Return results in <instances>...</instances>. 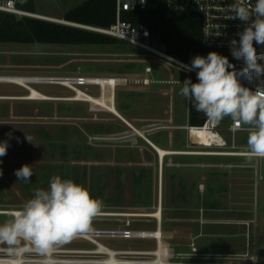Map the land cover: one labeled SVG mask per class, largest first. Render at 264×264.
I'll return each mask as SVG.
<instances>
[{
	"label": "rangeland",
	"instance_id": "rangeland-1",
	"mask_svg": "<svg viewBox=\"0 0 264 264\" xmlns=\"http://www.w3.org/2000/svg\"><path fill=\"white\" fill-rule=\"evenodd\" d=\"M26 3L28 0H19ZM37 14L63 20L87 0H34ZM48 20V19H45ZM56 20V21H57ZM52 21V20H50ZM55 21V20H54ZM148 57L126 42L118 45H61L0 43V76L39 79L30 84L44 94L72 98L76 91L47 78L114 77L126 79L116 93L120 111L135 127L126 125L104 107L74 100H23L30 91L14 83H0V211H12L47 188L53 175L74 180L105 202L102 213L139 214L162 209V231L177 255L197 248V257L175 261H264V159L245 156L248 133L238 132L233 149L225 118L215 128L228 145L211 147L194 140L189 127L191 102L179 90L196 73L148 63ZM149 64L157 81L138 82ZM47 82V83H46ZM100 96L96 86H75ZM9 97V98H8ZM185 127V128H184ZM208 127V126H207ZM170 151L200 154L167 155L163 171L156 150L137 131ZM11 133V136L8 134ZM31 137V142L26 139ZM31 166L29 181L15 172ZM9 218L0 213V222ZM154 231L156 218L99 216L94 229L124 227ZM114 250H154L148 239H107ZM82 241L70 247H83Z\"/></svg>",
	"mask_w": 264,
	"mask_h": 264
},
{
	"label": "clouds",
	"instance_id": "clouds-1",
	"mask_svg": "<svg viewBox=\"0 0 264 264\" xmlns=\"http://www.w3.org/2000/svg\"><path fill=\"white\" fill-rule=\"evenodd\" d=\"M230 10L231 19L245 24L243 31L237 33L239 41H230L232 56L242 60L244 66L237 72L226 56L215 51L206 57L197 55L189 65H180L187 72L195 71L197 82L186 78L179 94L192 102L210 124L219 125L230 118L235 128L245 127V157L251 162L264 158V86L258 85L253 91L240 78L252 82L264 76V65L258 62L264 60V52L257 53L254 47V42L264 45V0H234ZM26 139L31 142V137ZM7 148V141L0 142V157L7 154ZM15 175L18 180L29 181L33 170L24 165ZM105 207V202L93 197L85 186L53 175L46 189H34L30 199L0 222V264H25L32 255L52 258L57 248L90 234ZM105 264H112L111 258Z\"/></svg>",
	"mask_w": 264,
	"mask_h": 264
},
{
	"label": "built area",
	"instance_id": "built-area-1",
	"mask_svg": "<svg viewBox=\"0 0 264 264\" xmlns=\"http://www.w3.org/2000/svg\"><path fill=\"white\" fill-rule=\"evenodd\" d=\"M18 0H0V11L16 14L19 16H33L34 14L26 13L17 7ZM117 2V16L116 22L109 27H98L88 25L73 24L76 27L87 29L93 32L101 33L117 40L126 42L137 47L144 52V56L148 57V63L161 64L167 68L173 67L184 70L180 67L181 64L189 65L183 60L170 55L167 48L160 42L159 36H154L148 25L144 23L133 24L121 19L122 12L127 11H147L156 8L160 2L165 3L169 8L175 11H193L201 15L202 22V43L206 48L210 49H224L230 50V41L236 39L239 41L238 32L243 31L245 24L238 19H231L233 13L230 6L234 0H116ZM254 2V0H253ZM219 33V34H218ZM254 47L257 53L264 52V45H258L254 42ZM232 62L235 70L239 72L244 63L242 60H236L231 54ZM264 65V60L258 61ZM232 70V69H230ZM146 73L152 72L150 66L145 68ZM185 71V70H184ZM195 72V71H193ZM196 73V72H195ZM59 78H47L48 81L56 82ZM68 81V87L73 86H96L97 84L89 82L86 77H63ZM241 83L245 87L251 88L253 91L256 87L264 86V76L248 82L243 77L240 78ZM148 82V80H145ZM127 83L126 79H119L117 85ZM63 85V84H61ZM209 124L206 121L203 127ZM217 125L211 124V128L216 135L220 136L221 145L213 143L211 147H225L228 145L227 140L222 137L218 131L215 130ZM201 127L189 126L187 127L189 133L194 129ZM229 132L232 135L233 149L237 148L235 140L238 132H247L245 127L237 129L233 124L229 127ZM230 156H245V152H229ZM264 159V158H257ZM159 209V208H158ZM157 209V210H158ZM111 217V216H110ZM119 217V216H117ZM122 217V216H121ZM130 218V217H128ZM161 220L157 219L156 229L153 231L135 230L131 227V221L128 220L124 227L112 229H93V231L81 238L75 239L73 242L57 248L55 255L50 259H43L39 256H28L25 264H105V260L111 258L112 264H264L257 261L256 256L250 257V262H221L216 260H191V261H175L177 257H192L196 259L198 253L195 246L192 247V252L186 255H177L171 248L170 243L166 241V236L162 233L158 238L156 235L161 231ZM107 239H148L154 240L156 247L154 250H114L107 247L103 241ZM84 242L83 247H70L69 245L75 242ZM160 241H162V246ZM162 249L160 254L158 252Z\"/></svg>",
	"mask_w": 264,
	"mask_h": 264
},
{
	"label": "trees",
	"instance_id": "trees-1",
	"mask_svg": "<svg viewBox=\"0 0 264 264\" xmlns=\"http://www.w3.org/2000/svg\"><path fill=\"white\" fill-rule=\"evenodd\" d=\"M17 7L26 13L37 14L34 0L26 3L18 0ZM116 16V0H87L69 10L62 19L72 24L106 28L116 22ZM121 19L133 24L148 25L151 33L159 36L168 53L187 64L195 56L206 57L212 51L226 56L232 62L228 50L210 49L203 45L201 15L197 12L175 11L160 2L156 8L147 11L122 12ZM121 42L73 25L0 11V43L115 46ZM188 121L190 126L195 127H203L207 121L203 113L196 111L192 102Z\"/></svg>",
	"mask_w": 264,
	"mask_h": 264
},
{
	"label": "bare ground",
	"instance_id": "bare-ground-1",
	"mask_svg": "<svg viewBox=\"0 0 264 264\" xmlns=\"http://www.w3.org/2000/svg\"><path fill=\"white\" fill-rule=\"evenodd\" d=\"M34 17L41 18V19H48V20H57L54 18L46 17L43 15L39 14H34ZM59 21V20H57ZM89 82L97 84L100 89H101V95L100 96H93L87 93L86 91L82 90L79 87H71L76 91V94L72 98H57V97H52L50 95L44 94L43 92H40L36 88L30 86V84H35V83H40L39 79H34V78H24V77H6V76H0V83H14L17 85H20L22 87L27 88L30 93L26 96L21 97L23 100H30V101H37V100H74V101H84V102H89L92 105H97V106H102L104 107L108 112L114 114L115 116L120 117L121 114L117 110L115 106V89L117 86V82L119 79L114 78V77H92L88 78ZM56 82H48V83H57V84H63V85H71L68 83V81H65V79H56ZM47 83V82H46ZM9 98V97H8ZM208 126V127H207ZM206 127H201L198 129H194L190 136L196 141H198L200 144L205 145V146H212L213 143H216L217 145H221V139L220 136L216 135V132H214L211 128V124L209 123ZM137 133L142 136L158 153L159 159H160V164H161V170L163 171V164L165 157L167 155H172V154H200V155H205L208 153H203V152H197V153H186V152H176V151H170L167 149H164L154 143L152 140L149 138L145 137L143 133L140 131L136 130ZM13 211V210H12ZM12 211H0V213L3 214H9ZM100 216H124V217H150V218H156L161 220L162 219V209L159 208L157 211L153 213H139V214H127V213H119V214H113V213H102ZM154 232V231H153ZM163 231H159L157 233V237L160 238L162 235ZM161 246H162V241H160ZM162 249L158 252H160Z\"/></svg>",
	"mask_w": 264,
	"mask_h": 264
},
{
	"label": "crops",
	"instance_id": "crops-1",
	"mask_svg": "<svg viewBox=\"0 0 264 264\" xmlns=\"http://www.w3.org/2000/svg\"><path fill=\"white\" fill-rule=\"evenodd\" d=\"M39 15H41V14H39ZM43 16H47V15H43ZM151 64V63H150ZM159 65H161V64H159ZM149 66V64L146 66V67H148ZM161 66H163V65H161ZM145 67V68H146ZM151 68H152V66H150ZM163 67H165V66H163ZM166 68V67H165ZM145 74L146 75H148L149 77H144L142 80L141 79H139V80H137L138 82H141V81H145V80H148V82H145L146 84L145 85H151V83H153V82H155V81H157V80H155L156 79V73H155V70L152 68V72H150V73H146L145 72ZM158 82V81H157ZM124 86V84L122 83V84H119V85H117L116 86V89H115V106H116V108H117V110L120 112V114H121V116L120 117H118L121 121H123L126 125H129L130 127H132L133 129H135V127L126 119V117L123 115V113L120 111V109H119V106H118V104H117V101H116V93H117V89L119 88V87H123ZM185 128V127H184ZM162 148H164V147H162ZM164 149H167L168 150V148H164Z\"/></svg>",
	"mask_w": 264,
	"mask_h": 264
},
{
	"label": "water",
	"instance_id": "water-1",
	"mask_svg": "<svg viewBox=\"0 0 264 264\" xmlns=\"http://www.w3.org/2000/svg\"><path fill=\"white\" fill-rule=\"evenodd\" d=\"M34 17V16H33ZM53 21V20H52ZM54 22H58V23H62V24H67V25H73L72 23H68L64 20H59V21H54ZM74 26V25H73Z\"/></svg>",
	"mask_w": 264,
	"mask_h": 264
}]
</instances>
